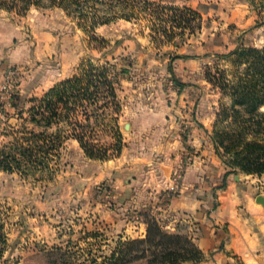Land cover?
Returning <instances> with one entry per match:
<instances>
[{
  "label": "rangeland",
  "instance_id": "1",
  "mask_svg": "<svg viewBox=\"0 0 264 264\" xmlns=\"http://www.w3.org/2000/svg\"><path fill=\"white\" fill-rule=\"evenodd\" d=\"M133 1L136 10L131 20L117 18L94 32L63 8L35 7L26 15L0 10V149L15 140L14 133L21 137L24 127H34L25 119L37 100L56 84L81 74L88 62L116 65L123 141L130 134L134 113L172 112L185 141L196 127L209 135L215 149L216 141L229 139L227 135L263 143V138L255 136L260 132L257 121L247 114L243 102L237 103L240 99L233 88L249 68L237 58L239 49L264 48V0ZM145 2L153 5L145 8ZM167 7L193 11L196 18L191 27L173 29L167 22L173 13ZM162 26L175 31L171 41ZM190 58L196 62L194 67L178 64L179 59ZM259 112L264 114V104ZM146 123L152 133L161 121ZM61 127L67 131L65 122ZM97 138L96 142L107 146L115 143L109 128L102 127ZM193 151L186 148L180 166L186 169ZM221 151L224 166L236 170L235 175L264 177L229 167L225 161L232 156ZM60 154L52 171L28 176L0 172V264H33L34 259H28L38 251L56 247L76 252V259L84 264H101L121 243L138 239H120L117 227L104 220L105 206H120L106 181L97 184L88 178L99 170L88 167L79 142L63 140ZM249 184L258 187L257 180ZM259 187L255 194L261 193L264 184ZM129 216L124 221L132 223L133 214ZM160 225L167 233L192 238L187 226L170 231ZM204 260L202 254L188 264Z\"/></svg>",
  "mask_w": 264,
  "mask_h": 264
},
{
  "label": "trees",
  "instance_id": "2",
  "mask_svg": "<svg viewBox=\"0 0 264 264\" xmlns=\"http://www.w3.org/2000/svg\"><path fill=\"white\" fill-rule=\"evenodd\" d=\"M144 4L145 8L153 5L149 2ZM35 7L63 8L92 32L117 18L131 20L136 10L133 0H0V10L21 15ZM165 10L173 13L167 21L173 29L186 30L196 18V14L188 9L167 7ZM163 26V33L171 41L175 31ZM238 52L237 58L244 59L249 68L233 90L240 99L237 103L243 102L247 114L257 121L260 132L255 136L263 138V143H250L227 135L229 139L216 141L215 150L218 156H223L221 148L232 156L230 161H225L229 167L263 176L264 114L259 112V108L264 104V48H240ZM111 53L113 51L105 52L103 56ZM118 85L116 65L110 62L105 65L88 62L81 74L56 84L26 111L28 118L25 120L34 127H24V132H19L21 137L14 133L15 140L0 149V172L28 176L30 172L52 171V164L56 165L60 160L63 140L69 138L79 142L89 159L108 161L118 157L125 145L118 125L122 109ZM112 113L115 117H111ZM64 122L68 126L66 132L61 127ZM102 127L109 128L114 136L115 143L111 146L96 142ZM232 174H237L236 170H227L225 178ZM145 217L146 236L121 243L101 264H188L202 256L189 235L167 233L157 217L150 214ZM75 253L60 247L41 249L28 260L34 259L33 264H84L76 259ZM92 264L100 263L94 261Z\"/></svg>",
  "mask_w": 264,
  "mask_h": 264
},
{
  "label": "crops",
  "instance_id": "3",
  "mask_svg": "<svg viewBox=\"0 0 264 264\" xmlns=\"http://www.w3.org/2000/svg\"><path fill=\"white\" fill-rule=\"evenodd\" d=\"M195 63L191 58L178 62L191 67ZM153 119L161 124L150 133L146 122ZM131 121L118 157L108 161L86 157L88 167L99 170L88 178L97 184L106 181L113 188L112 199L120 207L105 206L102 213L110 227H117L118 237L144 238V218L153 214L170 231L183 225L189 228L205 257L202 264H264V206L257 201L264 196V188L254 193L264 177L232 174L225 178L226 166L209 135L194 127L185 141L172 112L134 113ZM187 147L194 150L191 162L176 184L174 174ZM250 179L257 180V188L248 187L254 183ZM129 214H133L132 223L124 221L131 218ZM122 228L125 234L120 236Z\"/></svg>",
  "mask_w": 264,
  "mask_h": 264
},
{
  "label": "built area",
  "instance_id": "4",
  "mask_svg": "<svg viewBox=\"0 0 264 264\" xmlns=\"http://www.w3.org/2000/svg\"><path fill=\"white\" fill-rule=\"evenodd\" d=\"M184 171H185V167L184 166H180L176 172H175V175H174V181L176 184L179 183V181H181L183 175H184Z\"/></svg>",
  "mask_w": 264,
  "mask_h": 264
},
{
  "label": "water",
  "instance_id": "5",
  "mask_svg": "<svg viewBox=\"0 0 264 264\" xmlns=\"http://www.w3.org/2000/svg\"><path fill=\"white\" fill-rule=\"evenodd\" d=\"M257 201L264 206V196H259Z\"/></svg>",
  "mask_w": 264,
  "mask_h": 264
}]
</instances>
